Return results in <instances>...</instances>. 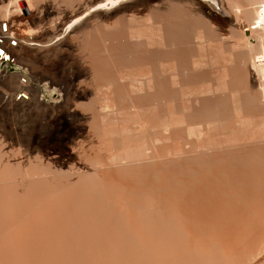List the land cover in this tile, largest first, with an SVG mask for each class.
<instances>
[{"label":"bare ground","instance_id":"1","mask_svg":"<svg viewBox=\"0 0 264 264\" xmlns=\"http://www.w3.org/2000/svg\"><path fill=\"white\" fill-rule=\"evenodd\" d=\"M103 1L0 0V264H262L264 0L151 3L168 72L140 55L144 9ZM59 104L81 111L68 158L28 123Z\"/></svg>","mask_w":264,"mask_h":264},{"label":"rangeland","instance_id":"2","mask_svg":"<svg viewBox=\"0 0 264 264\" xmlns=\"http://www.w3.org/2000/svg\"><path fill=\"white\" fill-rule=\"evenodd\" d=\"M119 1L120 0H105L101 2L100 4H98V8L102 9L101 11L102 13H104L106 10L111 9V7L114 5L112 3H116ZM156 1L157 0H127V2H125L123 6L121 7V10L125 9V7L128 8L130 6H137V5L138 7L140 6L141 8L144 9L145 13H141L140 16L138 17L135 16L136 14H134L130 18L132 19V24L134 25V28L137 29L134 32V37L136 38L138 36H144L143 39H145L144 40L145 42L142 44L143 48L140 51V55H142V57H145V58L146 57L152 58V60L156 63L155 67L159 65L160 70L168 72V68L166 66L163 67L160 64L169 60L171 44L169 42L168 33L165 36H162L161 33L159 34V32L157 31L153 23V16L158 15V13L160 12L162 13V8L160 6L150 5L151 3L156 2ZM210 1L213 2V0H210ZM177 2L178 1H176L175 3L174 1V3L177 4V6L174 3H172L173 6H176V7L172 6L176 10L179 8V4L182 3V2L181 3H177ZM187 2H188L187 3L188 5H186V7L191 5L189 1ZM185 4L186 3L182 5L185 7ZM95 9L96 8H93V10ZM176 10L174 11L176 12ZM141 24L148 25V28L144 30V32L138 29V25H141ZM167 24L169 27L166 28V31L169 32L170 30H172V28H175L174 31H176L177 26L175 27L172 26L170 28L171 25H169V22ZM132 42L133 44H136L134 40H132ZM124 46H125L124 48H127L126 45ZM132 47H134V45ZM132 47L131 48L128 47L125 51V56H121L119 58L122 64H125L126 62L131 60V56L133 55ZM199 59L202 60L203 58L199 57ZM116 60H117V57H116ZM8 68L10 72H13L15 70L26 71L28 69L27 67H23V65L16 63V62L10 63L8 65ZM120 75H123V73L121 72ZM165 76L166 75L163 73L161 76L158 77V80L165 79ZM59 77H61V74ZM69 79H70V76L68 75H65L62 78V80H69ZM33 82L35 84V81ZM164 82H165L164 88H167V91H168V89L170 88H169L167 79ZM146 84H147V81H145V78H143V81L138 82L137 88H139L140 90H144V91H150L151 87L147 86ZM40 86L42 88V93L40 97L41 99L45 101L55 102V103L61 102L63 94H64V91L62 89H60L56 85H52L48 80L41 82ZM126 86H129V85H126ZM160 98L161 99H159V103L161 104L163 102V99L162 97ZM192 99H193V96H192ZM165 101L167 105L171 104L170 102H168V99H166ZM197 102L198 103H196V101L194 102L196 104L193 103V106L196 105V108H197V105L199 106V104L202 103L200 101H197ZM201 107L203 108L204 106L203 105L199 106V109ZM45 108H44L45 110L43 109L44 111L42 110L41 114L34 115L32 118H30L28 122L32 129V132H31L32 139L33 140L35 139L38 141V146L41 148L42 153L51 154V152H53L55 155H58L61 158H68L69 155L67 152V148L68 146L72 145L75 139L76 134L74 132L79 123L77 122V118L81 116V111L75 110V111L69 112L68 110H65L64 107L60 106V104L54 105L53 108L51 106H48V107L45 106ZM223 108H221V110H223ZM201 110L202 111L204 110V113H206L205 108ZM208 110L209 109H207L206 111ZM263 110L264 109L259 110V111L262 112ZM230 111H232V109ZM230 111L229 113L231 115H234L235 111L234 110L233 112H230ZM245 111L244 110H242V112L239 111V113L241 112V114L240 115L239 113L237 114L239 116H243V114L246 115L247 111H246V114H245ZM222 112H225V110H223ZM262 113H264V111ZM71 114L73 116L68 117ZM234 117L236 116L234 115ZM37 120H40L42 122H36ZM196 168H198V166ZM193 173H196V172H193ZM261 259H262V264H264V254L261 256Z\"/></svg>","mask_w":264,"mask_h":264}]
</instances>
